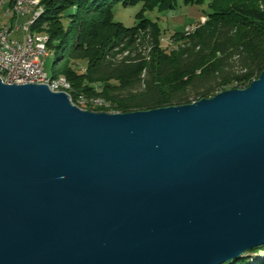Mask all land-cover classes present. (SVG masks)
<instances>
[{
	"label": "water",
	"instance_id": "1",
	"mask_svg": "<svg viewBox=\"0 0 264 264\" xmlns=\"http://www.w3.org/2000/svg\"><path fill=\"white\" fill-rule=\"evenodd\" d=\"M264 245V71L92 112L0 78V264H225Z\"/></svg>",
	"mask_w": 264,
	"mask_h": 264
},
{
	"label": "trees",
	"instance_id": "2",
	"mask_svg": "<svg viewBox=\"0 0 264 264\" xmlns=\"http://www.w3.org/2000/svg\"><path fill=\"white\" fill-rule=\"evenodd\" d=\"M15 0H12V7ZM143 5L138 23L115 20L114 8ZM202 0H36L31 30L55 53L54 76L72 102L92 112L129 113L212 98L247 88L264 71V0H214L192 32L162 46V29L147 11H173ZM186 31V30H185ZM234 88V89H235ZM94 100L104 101L95 105ZM83 103V104H80ZM89 108V109H87ZM264 245L225 264H264Z\"/></svg>",
	"mask_w": 264,
	"mask_h": 264
},
{
	"label": "rangeland",
	"instance_id": "3",
	"mask_svg": "<svg viewBox=\"0 0 264 264\" xmlns=\"http://www.w3.org/2000/svg\"><path fill=\"white\" fill-rule=\"evenodd\" d=\"M202 1L205 4H189V5L180 4L173 11L159 12L156 8L154 11H147L145 13V16L147 18L151 19L154 22H157L160 25L162 29L161 42L164 49L169 51L170 49L176 48L178 46V43L174 42V40L172 39L173 35H175L178 32L188 33L187 31L188 28H194L195 31L199 26L198 24H201L205 20V18H207L206 13L209 11L208 5L211 4L214 0H202ZM142 8H143L142 4L128 8L124 7L122 4H118L114 8L115 20L117 22L123 23L127 27L135 26L139 21L137 16L142 10ZM31 19H33V17ZM6 21H8V19H5V17H3V10H1V6H0V27L4 25ZM17 26L22 27L23 25L20 24ZM12 35H13L12 39L18 41H22L24 38L23 30L15 31ZM55 58H56V54L53 52L50 53V56L47 59L45 60L43 59L44 71L49 78H52L54 76ZM232 87L235 88L236 84H233ZM234 88L230 87L227 90ZM78 107L83 109L82 108L83 106L82 107L78 106ZM262 256L264 257L263 253H259L257 258H260Z\"/></svg>",
	"mask_w": 264,
	"mask_h": 264
},
{
	"label": "built area",
	"instance_id": "4",
	"mask_svg": "<svg viewBox=\"0 0 264 264\" xmlns=\"http://www.w3.org/2000/svg\"><path fill=\"white\" fill-rule=\"evenodd\" d=\"M16 17L28 16L25 12V5L22 0H18ZM32 18L33 15H30ZM16 30H23L22 41L12 39V34ZM42 52L36 51L30 46L27 39L26 26L12 28L8 27L3 39L0 40V78L8 84H41L45 83L44 61Z\"/></svg>",
	"mask_w": 264,
	"mask_h": 264
},
{
	"label": "bare ground",
	"instance_id": "5",
	"mask_svg": "<svg viewBox=\"0 0 264 264\" xmlns=\"http://www.w3.org/2000/svg\"><path fill=\"white\" fill-rule=\"evenodd\" d=\"M22 2L25 5V12L27 15L32 14L33 19H30L27 23L24 25L26 26V31H27V39L30 41V46L35 47L36 51L42 52V55L45 59L49 57V52L46 48L45 42L43 39L39 36H37L32 30L31 26L33 24V21L40 15V10L37 9V5L33 0H22ZM18 6V0H15V3L13 7ZM9 14L16 16V9H10ZM8 29H2L0 30V40L3 39V34H6V30ZM188 32L194 31V28H188ZM41 84H46L50 87V89L54 92H66L69 89V84L65 78H49L48 75L45 73V83ZM72 101V100H71ZM95 105H104V101L102 100H94L93 101ZM83 104V103H80Z\"/></svg>",
	"mask_w": 264,
	"mask_h": 264
},
{
	"label": "crops",
	"instance_id": "6",
	"mask_svg": "<svg viewBox=\"0 0 264 264\" xmlns=\"http://www.w3.org/2000/svg\"><path fill=\"white\" fill-rule=\"evenodd\" d=\"M34 2H36V0ZM11 4H12V0H8V1L0 0L1 10H3V17H5V19H8V21H6V23L2 25L0 29L7 28L9 26L16 29L19 27L17 25H20V24L24 25L28 20L31 19L30 15L24 16L23 18L22 17L17 18L16 16L9 14L8 12L12 7ZM16 31H19V30H16Z\"/></svg>",
	"mask_w": 264,
	"mask_h": 264
}]
</instances>
